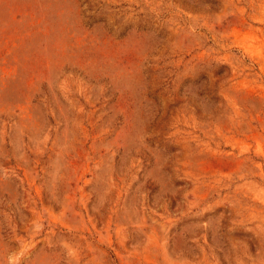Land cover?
<instances>
[{"label": "rangeland", "instance_id": "rangeland-1", "mask_svg": "<svg viewBox=\"0 0 264 264\" xmlns=\"http://www.w3.org/2000/svg\"><path fill=\"white\" fill-rule=\"evenodd\" d=\"M0 264H264V0H0Z\"/></svg>", "mask_w": 264, "mask_h": 264}]
</instances>
